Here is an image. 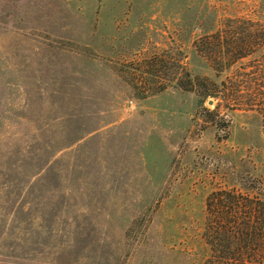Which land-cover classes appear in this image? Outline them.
<instances>
[{
  "label": "rangeland",
  "instance_id": "rangeland-1",
  "mask_svg": "<svg viewBox=\"0 0 264 264\" xmlns=\"http://www.w3.org/2000/svg\"><path fill=\"white\" fill-rule=\"evenodd\" d=\"M235 16L264 0H0V264L203 263L207 194H264V108L177 83L183 62L263 99L264 46L218 74L194 45Z\"/></svg>",
  "mask_w": 264,
  "mask_h": 264
},
{
  "label": "trees",
  "instance_id": "trees-1",
  "mask_svg": "<svg viewBox=\"0 0 264 264\" xmlns=\"http://www.w3.org/2000/svg\"><path fill=\"white\" fill-rule=\"evenodd\" d=\"M228 19L227 24L203 33L194 40L198 52L210 61L218 74L264 46V20L246 16ZM144 60L153 67L152 72L157 77L149 78L148 72L151 71L139 67V70L130 72L133 87L143 95L165 89L167 83L158 77H162L161 73L174 65L172 60L165 62L160 53ZM178 66L182 71L177 83L184 89L196 90L204 100L209 97L222 99L230 108H264V97H245L242 94L243 80L237 74H231L218 82L208 75H193L186 63L180 62ZM205 110L215 112L207 106ZM216 114L220 115V112ZM225 120V123H221L215 119V123L219 129H225L227 135L229 119ZM203 236L209 246V253L202 264H264V194L261 187L257 186L256 191L236 185L212 189L206 196Z\"/></svg>",
  "mask_w": 264,
  "mask_h": 264
}]
</instances>
